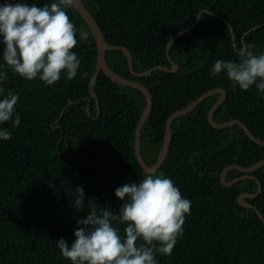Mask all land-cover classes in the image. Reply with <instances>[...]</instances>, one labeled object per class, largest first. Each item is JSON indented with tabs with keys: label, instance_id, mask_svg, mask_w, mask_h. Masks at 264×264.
Masks as SVG:
<instances>
[{
	"label": "trees",
	"instance_id": "1",
	"mask_svg": "<svg viewBox=\"0 0 264 264\" xmlns=\"http://www.w3.org/2000/svg\"><path fill=\"white\" fill-rule=\"evenodd\" d=\"M27 2L42 6L52 0ZM84 2L106 41L130 49L138 72L157 65L171 67L169 42L198 20L169 48L179 64L175 72L156 69L137 77L123 51H107L113 70L142 82L153 94L152 112L141 132V152L148 165L158 160L168 117L212 88L227 91L215 120L240 119L264 140V98L255 87L234 90L226 75L211 78L209 73L216 60L238 59V51L248 44L257 54L264 52V0ZM211 11L226 18L234 34ZM67 14L77 29L90 34L84 42L77 34V77L66 80L62 75L54 86H46L39 79L21 78L6 65L3 69L7 79L0 87L5 94L11 90L19 95L15 108L21 123L16 128L11 121L0 125L11 132L9 140H0V264H71L61 256L57 240L71 244L77 220L95 207L118 215L123 202L115 189L146 173L170 177L191 200L183 236L171 255L157 254L158 264H264V221L254 208L238 201L243 192H257V181L246 177L230 186L221 181L225 167H250L263 160L264 146L238 124L215 128L209 123L208 112L220 97L216 93L173 121L165 160L155 172H146L135 154L136 126L146 98L141 90L117 83L103 71L90 86L97 70L96 39L74 6ZM81 72L89 75L81 77ZM243 174L232 168L226 179ZM252 174L261 181L262 191L247 201L264 214V165ZM114 226L124 234V225Z\"/></svg>",
	"mask_w": 264,
	"mask_h": 264
},
{
	"label": "clouds",
	"instance_id": "2",
	"mask_svg": "<svg viewBox=\"0 0 264 264\" xmlns=\"http://www.w3.org/2000/svg\"><path fill=\"white\" fill-rule=\"evenodd\" d=\"M73 6L74 0H52L42 6L27 0L0 2V58L4 61L0 85L7 79L5 65L21 78L39 79L46 86H54L62 75L66 80L77 77L81 64L73 50L77 34L80 42L90 34L70 20L67 11ZM253 47L248 44L240 49L238 59L216 60L209 68L210 77L224 74L234 90L248 91L254 86L264 98V52L257 54ZM19 100L17 93L8 90L5 94L0 87V125L9 121L13 128L20 125L15 108ZM10 138L11 132L0 128V140ZM115 196L123 202L119 214L108 208L89 211L86 218L77 220L71 244L64 238L57 240L61 256L71 264H158L157 254L171 255L191 209V200L172 179L146 173L136 182L117 187ZM115 222L125 226L123 235Z\"/></svg>",
	"mask_w": 264,
	"mask_h": 264
},
{
	"label": "water",
	"instance_id": "3",
	"mask_svg": "<svg viewBox=\"0 0 264 264\" xmlns=\"http://www.w3.org/2000/svg\"><path fill=\"white\" fill-rule=\"evenodd\" d=\"M10 2L14 4V3H16V0H10ZM74 7L78 11V13L84 18V20L87 22V24L89 25V27H90V29H91V31H92L95 39H96V43H97V70L91 78L90 86L96 81L100 72L103 71L113 81L120 83V84L132 86V87H135V88L141 90L143 92L145 98H146V106L143 110V113H142L138 123H137L136 133H135V154L137 156L139 163L142 165V167L144 168V170L146 172H155L161 166L163 161L165 160V158L169 152L170 145L172 143V124H173V121L177 117L185 115L188 112L194 110L197 107V105L199 103H201L204 99H206L207 97L214 95L216 93H219L220 97L212 105V107L210 108V110L208 112L209 123L215 128H223V127H228V126H233L235 124H238L244 129L246 134L253 141L264 146V140L257 137L249 129L247 124L245 122H243L242 120L237 119V118L230 119V120H227L225 122H218L215 120L214 112L224 102V100L227 97V91L222 87H218V88H212L209 91L203 93L201 96H199L198 98L193 100L189 105H187L186 107H184L182 109L176 110L173 114H171L168 117L166 125H165L164 143H163V147L160 151L158 160L154 165H152V166L148 165L147 162L145 161L143 155H142V152H141V132H142V128H143L146 120L148 119V117L150 116V114L152 112L153 101H154L153 94H152L151 90L142 82L135 80V79H131V78L122 76L119 73H117L115 70H113L107 62V58H106L107 51L108 50H121V51H123V53L126 55V58L128 60L129 69H130L131 73L137 77L147 76V75L151 74L156 69L175 72L179 69V64L175 60H173L172 56L169 53V48L171 47L172 43L176 40V38L178 36H180V35L186 33L187 31L195 28L198 24V20L196 21V23L193 26H191L185 30L180 31L177 35L172 37L171 41L169 42L167 54H168V58L172 64L171 67H167L165 65H157V66H154V67L147 69L143 72H138L134 69L133 56H132L130 49L127 48L126 46H123V45H112L106 41L104 33H103L100 25L98 24L97 20L95 19V17L91 13V11L85 5L84 0H74ZM211 14L225 20L227 22V24L229 25V28L231 29L232 33L234 34V29H233L232 25L230 24V22L226 18L222 17L221 15H219L216 12L211 11ZM199 16H200V14H199ZM91 94L98 100V106L100 107L98 96L93 89H91ZM263 165H264V159L261 160L260 162L256 163V164L250 166V167H244V166H241L239 164L229 165V166L225 167L224 170L222 171L221 181L226 186H230V185L234 184L235 182L239 181L240 179H243L246 177H252L253 179H255L258 183L257 192H255V193L243 192L239 196L238 201H239V203H241L244 206L254 208L259 213L262 220L264 221V214L253 203L247 201V198H255L262 191L261 181L252 173L254 171H256L258 168L262 167ZM232 168L239 169L240 171L245 172V174H243L237 178H234L231 181H227V179H226L227 172Z\"/></svg>",
	"mask_w": 264,
	"mask_h": 264
}]
</instances>
